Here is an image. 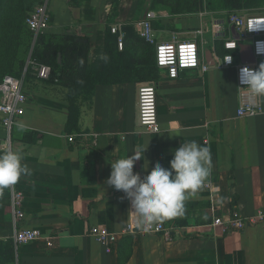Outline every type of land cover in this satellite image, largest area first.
<instances>
[{"label":"crops","instance_id":"crops-1","mask_svg":"<svg viewBox=\"0 0 264 264\" xmlns=\"http://www.w3.org/2000/svg\"><path fill=\"white\" fill-rule=\"evenodd\" d=\"M166 2L49 0L56 24L50 34L60 36L57 43L67 61L79 64L90 48L87 64L95 74L78 84L98 85L92 94H79L40 77L36 68L22 79L28 99L25 113L9 134L0 123V152H21L31 169L16 184L25 197L27 218L21 228L40 230L52 238L53 247L43 242L14 243V214L4 189L0 264H264V220L232 233L212 226L215 217L248 219L264 213V113L238 118L236 70L219 67L225 39H216L213 28L204 36L205 51H211L214 61L208 72L186 70L176 79L164 70L156 72L159 134L145 133L140 124L139 90L146 82L134 76L120 84L109 83L108 28H120L129 50L140 57L143 47L134 45L140 38V22L149 11L170 16ZM186 17L155 23L158 42L174 36L193 39L200 20L196 15ZM201 22L211 27L209 20ZM224 34L237 36L227 25ZM260 63L264 61L251 65L257 69ZM75 134L87 137L68 141ZM192 141L210 149L212 169L205 183L212 182L214 195L202 186L188 194L183 215L163 221L179 229L173 240L128 235L107 254L89 236L91 228L119 232L129 224L137 226L130 199L106 183L111 163L135 152L141 160L134 172L143 177L156 163L169 168L174 150ZM9 258L12 263H6Z\"/></svg>","mask_w":264,"mask_h":264},{"label":"built area","instance_id":"built-area-1","mask_svg":"<svg viewBox=\"0 0 264 264\" xmlns=\"http://www.w3.org/2000/svg\"><path fill=\"white\" fill-rule=\"evenodd\" d=\"M200 24L198 29L194 30L193 39L179 40L176 36L169 42L159 43L156 37L155 23L162 18H176L179 20L181 15H165L154 11L146 14L145 20L140 22V38L147 44L155 47V60L160 70L167 72L169 78L176 79L186 70H201L208 72L210 66L206 60V51L204 48V36L213 28L216 39H225L223 49L224 56L219 58V67L235 68L236 82L238 86V118H253L264 113V105L261 98L254 96L244 85L240 83L241 69L249 67L256 69L251 64H243L240 57V45L250 44L253 54L257 61H264V53L258 54L257 47L264 48V14L262 13H240L223 12L217 13L205 9L196 15ZM183 18V17H182ZM188 18V17H187ZM202 18L209 20L211 27L204 25ZM191 22V20H190ZM30 30L39 36L40 34L53 33L56 25L51 18L50 7L46 4L43 8L36 9L26 20ZM192 24V23H191ZM193 25V24H192ZM226 25L229 28L235 27V37L226 38ZM112 34L118 35V47L124 49V36L120 28L112 27ZM231 57V61H227ZM39 76L49 79L51 70L47 66H39ZM158 87L155 83L142 85L139 90V119L140 124L147 134H159L161 127L158 120ZM27 94L24 90L23 82L13 76H6L0 83V123L1 127L9 134L11 130L18 125L20 118L25 113L27 104ZM87 135L75 134L68 136V141L75 142L77 138H84ZM208 142V141H206ZM205 189L214 195V186L212 182L203 185ZM10 194L11 208L14 214V234L13 240L17 246H24L31 243L43 242L49 248L53 247L51 237H45L40 230L21 228V224L27 218L24 210L25 197L15 185L5 189ZM264 220V213H258L252 218H233L215 217L212 223L213 227H222L224 232L232 233L243 231L249 225H255ZM176 226H166L160 222L153 226L150 231H142L136 224H129L119 232H110L102 226H95L89 231V236L97 243L101 244L107 254H111L113 246L119 240L128 235H163L167 241L173 240L178 234Z\"/></svg>","mask_w":264,"mask_h":264},{"label":"clouds","instance_id":"clouds-1","mask_svg":"<svg viewBox=\"0 0 264 264\" xmlns=\"http://www.w3.org/2000/svg\"><path fill=\"white\" fill-rule=\"evenodd\" d=\"M257 53H264V48L258 45ZM231 59L229 57L227 61ZM240 83L254 96L264 99V63H260L257 69L242 68ZM137 160H141L140 155L134 152L113 161L106 183L118 191L122 190L130 199L134 209L131 214L137 217V227L145 232L160 222L183 215L188 194L202 188L212 169L209 147L196 141L182 143L175 149L169 168L156 163L143 177L134 172ZM143 170L147 171V166H143ZM30 173L21 152H0V192Z\"/></svg>","mask_w":264,"mask_h":264},{"label":"rangeland","instance_id":"rangeland-1","mask_svg":"<svg viewBox=\"0 0 264 264\" xmlns=\"http://www.w3.org/2000/svg\"><path fill=\"white\" fill-rule=\"evenodd\" d=\"M48 3L49 0H0V64L3 63L0 65V75H4V77L10 75L22 80L25 73L24 69L31 64V56L37 46L42 56H46V58L52 56L51 51L53 49L51 50L52 47L48 45L47 38H43L40 36L41 34L36 36L33 32L29 33L28 30L29 36L25 31L20 32L18 38L15 36L10 44L8 42V45H5L8 41V39H6L8 35L7 31L14 27L19 19L21 21L24 18L22 25L27 28L25 25L26 18L36 9L43 8L46 4L48 5ZM166 3L167 5H165L164 8L171 7L177 12H182L181 17L183 18L197 15L204 7L212 9L217 13L240 12L253 14L264 12V0H168ZM6 17H9V19ZM12 19L13 21L11 23L10 20ZM168 19L170 21L176 20V18L171 17ZM159 25L160 23L158 27ZM55 44L56 43H53L54 46ZM56 45V47H59L58 43ZM8 46H11L10 52H6ZM145 50V54L141 56V59L136 60V62L132 64V67L139 66L140 71L149 72L155 59V50L152 47H147ZM3 55L5 57H3ZM21 63L25 64L22 70L20 67ZM20 74L21 77H19ZM138 77L141 78L140 74ZM149 79L150 80L146 82V84L154 83L156 76L150 75ZM79 88H82V85H79Z\"/></svg>","mask_w":264,"mask_h":264},{"label":"trees","instance_id":"trees-1","mask_svg":"<svg viewBox=\"0 0 264 264\" xmlns=\"http://www.w3.org/2000/svg\"><path fill=\"white\" fill-rule=\"evenodd\" d=\"M168 8L171 10L170 15L172 16L182 14V12H177L171 7H168ZM205 9L213 11L212 9H209L207 7H204L203 9H201V11H204ZM7 19H9V17ZM23 20L24 18L21 21L19 19L18 23L15 26L13 25L14 27H12V25L10 24L12 28H10L9 31H7L8 35L6 36V39H8V41L5 45H8V42L10 44L14 40L15 36L16 38H18L20 35V32L25 31L27 32L28 36L30 35L29 33L32 31L27 26L26 20H25V25L27 28H25L22 25ZM10 21L12 23L13 19ZM27 30L29 31V33ZM111 30H112V27H109L108 33L110 36L108 37V40H107L108 46L105 52L106 61H107L106 65H107V68H109V74L111 75L109 83H114V84L119 83L120 84L125 81H130L132 78H134V76L140 81L148 82L150 80L149 79L150 75L156 76V72L159 70V68L157 67L155 59L153 62V66L149 70V72L140 71L139 66L132 67V64L135 63L136 60L141 59V56L145 54V51H146L145 49L147 47L148 48L152 47L154 50H155V47L147 44L141 38H139L138 40L135 38L136 42L134 43V45L135 46L139 45L140 47H143V54L140 57L135 56V54L129 50L128 44L126 43L125 40H124V49L122 51H119V47H118L119 36L112 34ZM40 36H42L43 38H47V42L49 43L48 45L52 47L51 50L53 49L51 51L52 56L51 57L48 56V58H46V56H42L41 55L42 53L39 51L38 46L35 47L34 52L31 56V64L26 66V68L24 69L25 71L24 76L25 75L27 76L30 72H32L33 71L32 68L37 69L39 66H47L51 70L50 77L48 79L49 81H52L54 83H60L70 89H75V91L79 94H85V93L92 94L91 91L96 85H98L97 83H93L92 81V83L82 85V88H79L80 84H78L79 81L82 82L83 78L84 79L88 78L89 80L90 78L92 79L95 74V72L91 70V66H88L87 64V62H90V48H88L87 51H85V53L83 54L84 58L80 59L79 64L72 65L68 62L69 60L67 61L64 48L60 47L59 43H58L59 47H56L57 46L56 44L58 42L57 41L58 37L60 36H57L56 34H50V33L42 34ZM76 38L78 37H75L74 39L76 40ZM53 43H56L55 46L53 45ZM10 47L9 46L7 47L6 52H10ZM59 54H62V57H63L62 63H59V60H58ZM3 57L5 56L3 55ZM2 64L3 63H1L0 65ZM20 67L22 70L25 67V64L21 63ZM139 74L141 78L138 77ZM19 77H21V74L19 75ZM3 78H4V75H0V83L3 80ZM12 262H13L12 258H9V260L6 263H12Z\"/></svg>","mask_w":264,"mask_h":264},{"label":"water","instance_id":"water-1","mask_svg":"<svg viewBox=\"0 0 264 264\" xmlns=\"http://www.w3.org/2000/svg\"><path fill=\"white\" fill-rule=\"evenodd\" d=\"M232 32L236 36L235 27L232 28ZM235 38L239 39L238 36H236ZM78 41L87 43V41L84 39H79ZM240 57H241V62L243 64H255L257 62V60L253 54L252 46L250 44H241L240 45ZM62 59H63L62 54H59V57H58L59 63H62ZM206 60H207L208 64H210V65L214 64L213 54L209 50L206 51Z\"/></svg>","mask_w":264,"mask_h":264}]
</instances>
